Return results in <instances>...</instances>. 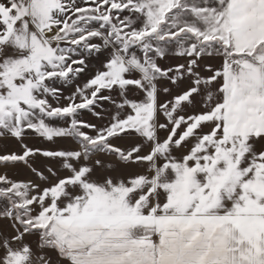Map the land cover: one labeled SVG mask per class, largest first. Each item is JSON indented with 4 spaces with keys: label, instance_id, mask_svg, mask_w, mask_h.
I'll list each match as a JSON object with an SVG mask.
<instances>
[{
    "label": "snow or ice",
    "instance_id": "obj_1",
    "mask_svg": "<svg viewBox=\"0 0 264 264\" xmlns=\"http://www.w3.org/2000/svg\"><path fill=\"white\" fill-rule=\"evenodd\" d=\"M0 264H264V0H0Z\"/></svg>",
    "mask_w": 264,
    "mask_h": 264
},
{
    "label": "rangeland",
    "instance_id": "obj_2",
    "mask_svg": "<svg viewBox=\"0 0 264 264\" xmlns=\"http://www.w3.org/2000/svg\"><path fill=\"white\" fill-rule=\"evenodd\" d=\"M169 62H171V63H175L176 60H175V58H172ZM211 62L214 63V64H218V63H219V60H213V61H211ZM91 65H92V67L94 68V67L96 66V61H95V60H92V61H91ZM84 79H87V77H84ZM81 83H83V80H81ZM71 91H73V89H71V88L66 89L65 92H64V94H65V95H68V94H70ZM83 118L86 119V120H90L91 122H94V123L97 122V121L95 120V118L91 116V114H86ZM7 143L9 144L10 141L7 142Z\"/></svg>",
    "mask_w": 264,
    "mask_h": 264
},
{
    "label": "crops",
    "instance_id": "obj_3",
    "mask_svg": "<svg viewBox=\"0 0 264 264\" xmlns=\"http://www.w3.org/2000/svg\"><path fill=\"white\" fill-rule=\"evenodd\" d=\"M10 140H6V141H3V143L7 146V148L9 150L11 149H14L16 147L15 143L13 141H10V143L8 144L7 142H9ZM32 143L34 144V146H37V147H47L46 144H40L39 142L37 141H32ZM17 179H24L25 177L24 176H19V177H16Z\"/></svg>",
    "mask_w": 264,
    "mask_h": 264
}]
</instances>
